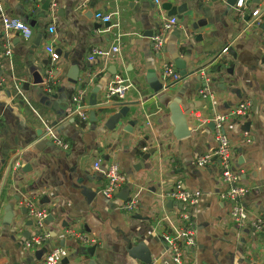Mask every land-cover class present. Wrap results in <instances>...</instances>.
<instances>
[{"label": "crops", "instance_id": "obj_1", "mask_svg": "<svg viewBox=\"0 0 264 264\" xmlns=\"http://www.w3.org/2000/svg\"><path fill=\"white\" fill-rule=\"evenodd\" d=\"M43 1L1 0L6 14L27 23L33 35L4 34L0 24V264H33L58 247L67 251L64 264H144L138 257L145 256L152 264H174L163 237L183 225L184 211L195 245L184 250L182 264H264V233L234 225L230 203L219 199L226 186L218 166L195 165L199 156L216 149L209 121L214 114L249 101L246 116L229 119L223 128L247 188L243 205L250 216L264 219V0L246 1L242 15L235 10L238 0H160L158 5L153 0H49L47 12ZM164 3L182 12L170 16L177 18V27L165 35L158 57L151 36L169 18ZM96 14H111V20L102 23ZM115 44L117 54L88 60L93 47ZM48 45L60 57L52 67L51 93L45 78ZM163 62L174 66L177 82L161 78ZM34 73L41 83H33ZM116 77L128 88L123 98L107 99ZM154 77L167 87L158 94L148 84ZM79 93L85 120L71 108L70 97ZM117 102L126 103L128 117L107 130ZM173 102L185 115L184 131L175 127ZM128 121L136 122L131 131L124 129ZM46 127L68 144L66 151L54 144L36 148L37 134H45ZM182 132L189 134L174 137ZM149 150L154 153L142 160ZM97 160L99 170L93 168ZM111 163L125 176L129 195L139 194L132 213L123 210L117 196L107 200L100 194ZM178 180L201 193L196 205L179 208L165 198ZM29 201L47 211L48 239L24 250L37 232L25 212ZM70 232L94 243L83 244Z\"/></svg>", "mask_w": 264, "mask_h": 264}, {"label": "built area", "instance_id": "obj_2", "mask_svg": "<svg viewBox=\"0 0 264 264\" xmlns=\"http://www.w3.org/2000/svg\"><path fill=\"white\" fill-rule=\"evenodd\" d=\"M32 3H36L39 0H30ZM248 0H238L235 5V10L238 14H241L244 4ZM158 5L160 0H153ZM259 11H255L252 16L256 17ZM102 23H109L111 20V14H96ZM177 18L169 17L161 22L156 33L151 36L152 48L154 53L160 57L164 53V39L165 35L177 27ZM0 24L4 34L8 32H18L24 39H30L33 35L32 29L25 22H22L16 18H12L6 14L2 2L0 0ZM48 32L52 34L54 27L49 26ZM45 51L48 54V60L50 67L45 72L46 78V92L51 93V88L55 86V78L53 76L54 65L59 61V54L55 49L48 45L45 47ZM226 49L224 50V52ZM119 52L118 44H115L107 49L99 47H93L88 55V60L93 61L95 58H109L113 54ZM4 56L9 55V51L5 50ZM161 78L165 82H177L179 75L174 69V66L169 62H163L161 64ZM128 88V84L121 78H114L108 85L105 92L107 99L123 98L125 91ZM203 96H206V91L202 92ZM71 108L74 114H77L82 120L86 119L84 112L85 103L84 95L79 93L71 97ZM250 108L249 101H242L236 107L231 109L225 114L215 113L209 120L213 124V137L216 142V149L213 152L205 153L199 156L195 165L199 168H204L211 165H217L220 170V177L222 183L226 186V190L219 194V199L230 203L229 216L238 229L250 227L255 233H264V219L258 216H250L249 212L243 205V198L247 193V188L240 183L239 174L234 168L233 155L234 150L230 144L227 134L224 132V123L229 119L243 118L248 113ZM44 137L51 141L55 146L62 150L68 149V144L62 140L56 131L51 127H46ZM246 141V138H245ZM95 170L100 168V160H97L93 164ZM105 184L100 190V194L107 200L115 198L121 191L126 183L125 176L119 170L116 164H109L104 171ZM138 192L128 195L126 201L123 203V210L132 213L138 206ZM201 197L199 191H190L184 187L182 181L175 182L172 190L165 194V198L181 203L185 206H194L198 203ZM26 210L36 229V234L26 240L23 245L24 250H33L39 248L48 239V233L43 229L44 221L47 217V211L43 208H39L35 202H26ZM180 218L183 225L174 229L173 234L164 236L163 239L167 245L169 252L171 253L174 264H182V254L184 250L195 245V230L192 226L190 216L187 212H181ZM70 235L76 237L83 244H93V240H88L84 235L80 233L70 232ZM67 256V251L64 248L52 249L44 258L34 262L33 264H64L63 260Z\"/></svg>", "mask_w": 264, "mask_h": 264}, {"label": "water", "instance_id": "obj_3", "mask_svg": "<svg viewBox=\"0 0 264 264\" xmlns=\"http://www.w3.org/2000/svg\"><path fill=\"white\" fill-rule=\"evenodd\" d=\"M254 3H258V0H254L253 1ZM51 2L49 0H45L43 1V5H42V11L44 12H47L49 10V7H50V4ZM161 8L165 11L168 12V16H175L176 13H179L181 14L182 10L181 8H178V9H175L171 6L170 3H164ZM107 24V23H106ZM56 52H59L58 50H55ZM181 77H185L186 75L184 74V72H182L181 74ZM112 76L114 77L115 76V73H112ZM33 83L34 84H39L41 83V78L40 76L37 74V73H34L33 74ZM72 83H76V80H73ZM149 84V87L150 89L153 91L154 94H158L160 93L161 91H163V89H166L167 87H163V85L161 84V82H159V79L154 77V78H150V82L148 83ZM98 92V89L95 88L92 93H91V97H90V100H89V106L92 108L91 109V115L93 116V110L96 108V93ZM71 99V97H70ZM115 107L119 108L118 112L111 116L107 122L105 123V127L107 130H113L115 128L116 125H119L121 124V121L125 118L128 117V113H129V110L127 108V105L126 103H122V102H117L114 104ZM170 111H171V114H172V117H173V120H174V124H175V127L178 128V130H183L184 131V126H186V119H185V115L183 114V112H181V110L179 109L178 105L173 102L171 103L170 105ZM65 117L64 115L61 116V118ZM136 125V122L135 121H128L126 126L127 128H124L125 130H128V131H131V128L133 126ZM189 134V132H182L180 134H174V137L175 138H183V137H186L187 135ZM42 136H44V132L41 130L40 133L37 134V138L38 140L35 142L36 143V148L39 149V145L40 146H52L53 143L51 141H48L47 139L45 138H42ZM154 153V150H149L147 151L145 154L142 155L141 159L142 160H147L149 158L150 155H152ZM130 193V188L129 187H125V188H122V190L118 193L117 197L123 201H126L128 195ZM178 207L179 208H182V204L179 203L178 204ZM25 212H27L25 210ZM28 225H32V222H29ZM94 248H91L90 250H88L89 254H91V251H93ZM144 264H152V261L151 259H149L148 257H138Z\"/></svg>", "mask_w": 264, "mask_h": 264}]
</instances>
